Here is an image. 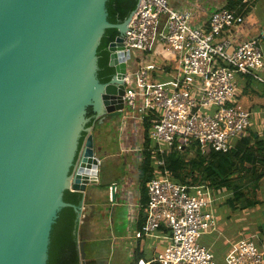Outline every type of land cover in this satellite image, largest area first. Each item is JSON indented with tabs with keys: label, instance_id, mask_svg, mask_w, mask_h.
I'll return each mask as SVG.
<instances>
[{
	"label": "water",
	"instance_id": "1",
	"mask_svg": "<svg viewBox=\"0 0 264 264\" xmlns=\"http://www.w3.org/2000/svg\"><path fill=\"white\" fill-rule=\"evenodd\" d=\"M106 2L0 0V264H46L60 210L72 206L80 227L90 212L91 205L65 202L64 192L84 195L99 184L88 108L99 121L123 116L130 57L121 52L123 37L142 0L118 25L108 21ZM112 26L121 32L108 45L115 72L101 83L97 50ZM84 244L81 264H88Z\"/></svg>",
	"mask_w": 264,
	"mask_h": 264
},
{
	"label": "built area",
	"instance_id": "2",
	"mask_svg": "<svg viewBox=\"0 0 264 264\" xmlns=\"http://www.w3.org/2000/svg\"><path fill=\"white\" fill-rule=\"evenodd\" d=\"M255 1L239 0V4L245 9ZM191 18L190 9L173 8L170 0H142L123 37L121 52L130 53L129 58L124 55L123 114L142 121L155 116L146 149L161 169L146 183L145 221L134 236L150 237L161 227L170 232V243L153 261L138 258L136 264H216L213 250L201 241L217 229L216 199L205 185L172 181L164 155L173 145L181 148L177 140L188 136L215 151L228 152L236 139L248 134L252 123L251 112L238 104L237 76L264 82L261 37L234 40L233 29L244 21L238 9L221 5L206 26H194ZM157 48L177 62L171 83L155 79L160 69L153 61ZM134 51L135 63L130 65ZM254 237L233 242L226 263L264 264V244Z\"/></svg>",
	"mask_w": 264,
	"mask_h": 264
},
{
	"label": "crops",
	"instance_id": "3",
	"mask_svg": "<svg viewBox=\"0 0 264 264\" xmlns=\"http://www.w3.org/2000/svg\"><path fill=\"white\" fill-rule=\"evenodd\" d=\"M228 1L170 0V4L176 9H190L192 11L191 23L194 26H206L210 15ZM242 14L244 21L233 29L235 42L240 43L258 36L262 39L264 50V0H256L243 9ZM159 52L161 53L160 48ZM173 64L170 59H166L162 65L159 64L160 69L154 73L157 75L155 79L171 83L174 76ZM175 66L177 68V62ZM261 75L264 78V69ZM237 82L239 86L238 104L252 114L249 131L254 132L255 137L264 139L262 135L264 131V82L242 75L237 76ZM97 120L92 132L94 133L96 156L100 162L98 166L99 184L87 186L84 193L82 204L91 205V208L78 230L80 239L84 240L88 257L94 259L102 256L101 259H104L106 249H108L105 236L112 225H115L119 215L118 210L125 206L129 213V224L126 228V235H124L127 239L126 243L130 242L127 246L129 248L128 264H136L138 258L153 261L170 243V232L167 228L161 227L153 236H143L139 240L134 236L140 223L145 220L148 200L146 183L144 184L140 179L144 153L142 149L146 148L147 144L150 145L145 121L136 117H128L125 114L120 121H113L109 118H104L102 121ZM118 130L120 133L117 141ZM237 140L233 142L234 145ZM123 163L128 166H125L127 167L123 170L125 172L121 169V166L124 167ZM133 172L137 174L134 175ZM113 184H116L115 191L113 190L115 197L112 196ZM259 191L264 200V182L260 184ZM211 194L216 199L213 209L218 225L216 231L207 233L201 241L213 250L216 264H227L226 257L231 250L232 243L242 238L253 235L257 237L259 244H264V203H258V206L249 208L243 211L246 213H243L236 205L237 202L233 200L232 193L215 196L212 192ZM254 232L257 234H253ZM152 264L157 263L152 262Z\"/></svg>",
	"mask_w": 264,
	"mask_h": 264
},
{
	"label": "trees",
	"instance_id": "4",
	"mask_svg": "<svg viewBox=\"0 0 264 264\" xmlns=\"http://www.w3.org/2000/svg\"><path fill=\"white\" fill-rule=\"evenodd\" d=\"M137 3L138 0H107L108 21L114 25L123 23L135 10ZM226 6L230 9H238L241 13L244 9L240 6L239 0H229ZM120 33L118 27L112 26L105 30L101 39L97 50L99 66L97 75L101 83L109 82L114 76L115 71L109 66L108 45ZM155 76L157 77L156 74ZM88 110L92 114V108L89 107ZM153 120H155L153 114L145 120L147 130ZM94 122L96 120L92 116L86 127H90ZM248 132V135L238 139L228 152L215 151L210 146H203L196 141H191V136L179 138L177 143L181 144V148L173 145L164 155L171 180L188 186L205 185L214 196L232 193L233 200L237 202L236 205H239L240 209L255 206L258 201L247 196L245 188L248 182H252L254 192L258 193L260 190L259 182L264 175L262 172L264 168V139L255 137V133L249 129ZM87 134V131L82 132L79 150L82 148ZM146 139L149 142V139ZM146 148H148V144ZM146 148L140 169V179L144 184L161 171L151 158V152ZM83 198V193L79 191L67 189L64 192V201L74 205H81ZM144 221L140 223L139 228ZM79 227L76 210L72 206L63 207L51 230L49 256L46 264H81L79 241L82 240L80 231H78Z\"/></svg>",
	"mask_w": 264,
	"mask_h": 264
},
{
	"label": "rangeland",
	"instance_id": "5",
	"mask_svg": "<svg viewBox=\"0 0 264 264\" xmlns=\"http://www.w3.org/2000/svg\"><path fill=\"white\" fill-rule=\"evenodd\" d=\"M155 51L158 53V56H156L155 58H153V61L156 62L157 64L162 65L163 62L166 59H170V61L174 63L173 64L174 65L173 74H175L176 73V70H177V68L175 66L176 65L175 59L173 57H168L166 55V53H162V52L160 53L159 52V48L155 49ZM135 58H136V52L134 51L133 52V60L130 61V65H132V64L135 63V61H134ZM122 117L118 118V120L120 121L122 119ZM119 133H120V131L118 130V133L116 134L117 141H118ZM115 141H116V138H115ZM126 158H129L130 159V157H128V156H126ZM123 164H124V167L121 166L122 171L123 170H126V168L128 167L127 165H125V163H123ZM125 166H127V167L125 168ZM123 172H125V171H123ZM262 172L264 173V168H263V171ZM133 174L136 175L137 173H134L133 172ZM100 181H101V179H100ZM246 181L247 180L245 179V182ZM249 181H250V177H249ZM263 182H264V175H263V177H262V179L260 180L259 183L261 184ZM247 184L248 185L245 188L246 195L249 196V197H251V198H255L258 201L259 204L264 203V200L261 198L262 197L261 192L260 191L258 193L257 192L256 193L254 192L253 183L252 182H248ZM250 208H252V207H250ZM247 209L249 210V208H247ZM247 209H241V210L243 212V211H247ZM118 212H119V215H118V218L116 220L115 225H112V227L108 230L107 236H105L106 242L108 243V249H106V252H107L106 255H105L104 252H102V253H104L103 255H105L104 256L105 258L104 259H101L102 256H98V257H96L94 259H92V258L89 257L88 258L89 259L88 264H128V260H129V258H128L129 248L127 246H128V244L130 242H128V244L126 243L127 242V239L124 237V235H126V228H128V224H129V222H128V214L129 213L127 212L125 206L121 207L118 210ZM243 213H246V212H243ZM253 234H257V233L254 232ZM248 236H250V235L248 234ZM251 236H253V235H251ZM205 237H206V235L203 236V238H205ZM219 249L220 250H223L224 248H219Z\"/></svg>",
	"mask_w": 264,
	"mask_h": 264
},
{
	"label": "flooded vegetation",
	"instance_id": "6",
	"mask_svg": "<svg viewBox=\"0 0 264 264\" xmlns=\"http://www.w3.org/2000/svg\"><path fill=\"white\" fill-rule=\"evenodd\" d=\"M92 116L95 118L96 116H95V113L94 112H92V114H90V112H89V110H88V118L91 120V118H92ZM110 120H113V121H117L118 120V118H109ZM98 120H96V122H97Z\"/></svg>",
	"mask_w": 264,
	"mask_h": 264
}]
</instances>
